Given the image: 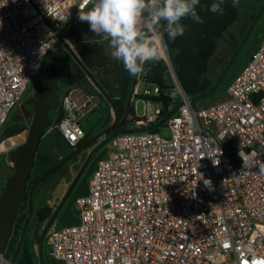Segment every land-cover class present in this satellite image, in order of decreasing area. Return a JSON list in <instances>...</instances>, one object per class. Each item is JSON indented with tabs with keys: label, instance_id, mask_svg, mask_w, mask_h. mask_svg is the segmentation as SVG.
I'll use <instances>...</instances> for the list:
<instances>
[{
	"label": "built area",
	"instance_id": "obj_1",
	"mask_svg": "<svg viewBox=\"0 0 264 264\" xmlns=\"http://www.w3.org/2000/svg\"><path fill=\"white\" fill-rule=\"evenodd\" d=\"M90 5L0 0V130L63 29ZM161 59L172 99L182 97L169 107L170 135L149 129L163 107L146 100L138 130L114 135L97 161L88 195L74 203L78 223L51 225L50 259L39 264H264V38L227 84L226 98L203 107L181 88L164 43ZM76 92L59 96L44 130L70 147L84 136L78 116L95 106Z\"/></svg>",
	"mask_w": 264,
	"mask_h": 264
},
{
	"label": "trees",
	"instance_id": "obj_2",
	"mask_svg": "<svg viewBox=\"0 0 264 264\" xmlns=\"http://www.w3.org/2000/svg\"><path fill=\"white\" fill-rule=\"evenodd\" d=\"M216 2H218V0H200L199 4L196 6V10L198 16L203 21L202 23H198L192 18L187 17L182 19L181 21V23L185 27V31L182 36H178L174 40L170 39L167 33H164L163 36V41L164 44L166 45L170 61L176 73V77L187 97L190 100L191 99L194 100L192 102L194 105L198 99L208 95H212L218 90V87L215 86V82H213L209 76L211 59L213 58L214 54L218 49L219 41L223 39L225 36L233 37V35L230 33V27L239 20V6L237 4L235 7H233V0H224V3L221 5L222 12H212L210 10L211 5ZM88 29H89V24L87 22H81L77 18L74 19L73 21L71 20L69 21L63 32V36L75 48L76 53L81 59V61L87 66V68L91 70V72L93 73V75L100 84L102 83L99 79V74L108 73V71L116 73L117 76H119V78L124 81V84H122L121 86H117V87L115 86L110 90L107 87L101 85L109 94V96L113 99L116 108L118 109L120 115H122L125 110L126 97L132 83L133 75H130L128 71H126L123 63L116 59L113 61V65L111 66V68L109 66H104L102 64V61L106 59L105 58L106 56L103 55V50L101 49L100 45L94 46L95 42L93 38L90 37ZM161 30L163 31V29ZM85 36H87L88 39L86 43L84 42ZM258 37H260V40H254V42L250 43L251 45L247 53L248 61L252 58L254 50L264 38V33L259 35ZM242 44H243V38L241 39L239 45L235 47V49L240 47ZM64 66L66 69V74L61 77V82L63 84L62 93L67 92L70 88L73 87L86 88V89L87 87H91L94 90L95 94H98V92L94 89V87L90 83V80L88 79L84 71L78 66L76 62H74L73 58L67 54L64 60ZM213 86H215L214 89H212ZM101 101H103L105 106L104 108L102 107L100 109L101 114L103 115V119H105V122H110V120L107 119L108 116L106 110L111 111V109L108 103L102 97H101ZM177 105L178 104L174 105V107L176 108ZM171 111L172 109L169 107L163 108L161 111V115L159 116L160 118L158 119L157 122L151 124L149 129L158 131L159 127L166 125V120ZM55 113H58V111L55 110ZM130 113H133L131 107H130ZM10 115L8 116L4 125L10 121ZM136 120L137 119H134V122H136ZM11 122H13L15 126H11V125L10 126L14 130H16V132L22 129L23 122H19L16 116L14 117V119L11 118ZM134 122L132 120L125 121L122 125V129H124L122 131L138 130V128H132V129L130 128L131 124ZM4 125L2 126V128L4 127ZM48 136H51L52 138H56L58 141H60V144L62 146H67L69 148V150L66 153H64L63 156L68 154L71 151V149L75 147V146L70 147L63 140L62 136L57 131H53L52 133H49ZM51 140H48L46 142H50ZM41 141H42L40 143L41 145L39 146L35 157V166L32 169L29 177L27 190L25 193L26 196L33 182L37 180V178L41 176L46 170H48L51 166H53L55 163H57L60 160V159H56L54 161H51V159H49L48 154H46V150L43 151V147L46 146L43 145L45 144L43 138L41 139ZM76 158L77 156H73L64 165L67 166L70 162L74 161ZM64 165L56 169L47 177H45L40 183H38L34 187L32 191V204L35 203L36 201V195L38 194L37 192L38 190H40V187L43 186V184H45L50 178L58 174V172L61 169H63V167H65ZM26 203L27 202H25V206ZM27 211H28L27 208L23 210H19L18 215L15 219L12 236L9 240L6 251L3 254V259L6 262H9L13 256L15 246L17 244L22 226L27 216ZM53 212L54 210L52 206L48 204L41 205L40 207H38L35 216L37 223L39 225H43L44 223H47ZM42 230L40 231L39 239L41 237ZM27 240L28 239L23 237L22 243L20 245L16 257L15 264H39L40 261L39 254H38V261H36L34 258L33 250H31V248L29 247ZM41 253H42V261L49 262L50 258H48L42 250Z\"/></svg>",
	"mask_w": 264,
	"mask_h": 264
},
{
	"label": "water",
	"instance_id": "obj_3",
	"mask_svg": "<svg viewBox=\"0 0 264 264\" xmlns=\"http://www.w3.org/2000/svg\"><path fill=\"white\" fill-rule=\"evenodd\" d=\"M91 6L92 5H90L88 9H90ZM88 32L90 37H92L95 42L94 46H96V43L101 39H98L94 36V33L90 31V27L88 29ZM59 39L66 47L69 56H71L74 62H76L78 66L84 71V73L90 80V83L98 92V94H95L90 98L89 103L96 105L99 103L102 97L108 103L113 113V122L97 134L91 136L81 146L72 148V150L67 155H65L57 163L46 170L41 176L37 178V180L33 182L26 196L25 193L27 190L29 177L32 169L35 166V157L40 146L44 130L49 124V111L56 110L59 105L58 81L60 77L66 74V69L64 66L66 54L54 51L50 58L47 71L44 72L39 78H37L33 83L34 94L28 97L25 101L27 105L31 104L34 109L28 127L26 139L22 144L15 147L14 149H11L8 152V157L13 167V173L8 176L2 190L0 191V258H3V254L5 253L9 240L12 236L14 222L19 210H23L26 207L25 202L28 203V211L17 244L15 246L13 256L9 262H6L7 264H15L20 245L22 243L33 211L32 191L38 183H40L45 177L50 175L56 169L63 166L77 153L85 149L97 137L106 133V131L110 129L118 127L124 121L126 116L129 115L128 108L130 107V100L133 96L144 99L145 101L151 100L153 102V106L160 104L163 108H167L170 104L173 103L171 93H167V90L173 89V84L171 83L169 72L167 71L166 66L162 65L163 62L160 58L157 61L146 62L142 67V71L138 75H133V80L126 97L125 111L122 115H120L113 102V99L97 81L91 70L87 68V66L81 61L77 53L71 49V46L66 43L61 36H59ZM138 78H140V81H138ZM139 82L146 86H152L153 91L154 88L157 87V94H155V96L137 95L135 93V86H137ZM215 86H213L212 89H214ZM189 101L193 102L194 100L189 99ZM127 132H131V130L120 131L117 133ZM108 142L109 138H106L88 153L85 161L83 162L81 168L79 169L72 183L65 192L62 200L47 221L40 237L38 251L40 262H42L41 240L43 239L44 233L47 228L53 223H55L56 228L76 225L78 223V218L73 212L74 203L78 198L88 195L89 178L96 169L97 161L105 156L107 150L105 148L102 150L100 149L104 147V145H106ZM96 153L97 155L93 158Z\"/></svg>",
	"mask_w": 264,
	"mask_h": 264
},
{
	"label": "rangeland",
	"instance_id": "obj_4",
	"mask_svg": "<svg viewBox=\"0 0 264 264\" xmlns=\"http://www.w3.org/2000/svg\"><path fill=\"white\" fill-rule=\"evenodd\" d=\"M238 6H239V20L230 27V33L233 35V37L225 36L223 39L219 41L218 49L214 54L213 58L211 59V63H210L209 76L211 80L215 82L216 86L218 87V90L212 95H208L198 99L195 103V105L197 106L203 107L224 100L226 98L225 90L227 84L235 77V74L237 75L238 71H240L248 61L247 53L251 45L250 43L254 42V40H260L261 36L260 37L258 36L264 33V0H239ZM77 15L78 14H76L71 19V21L77 19L78 18ZM64 30L65 28L61 33V37L66 43L69 44V42L63 36ZM242 38H243V44L237 49H235V47L239 45ZM98 42L102 44L101 45L102 49H104L103 55L106 56L105 57L106 59L102 61V64L112 65V62L115 59L111 55L113 49L110 47L109 41L101 39V41L99 40ZM69 45L71 46V49L76 52L75 48L71 44ZM108 48L111 49L108 50ZM54 51L62 52L69 55L66 50V47L64 46V44L61 42L60 39H58ZM138 81H140V78H138ZM58 85H59L58 94L60 96L63 91V84L61 82V77L59 78ZM135 87H136L135 93L139 96L154 95L152 86H146L139 82ZM87 90L89 91V93L91 92L93 93L91 87H88ZM33 92H34L33 86H31L28 89L25 97L31 96ZM172 92L173 89L167 90V93L169 94ZM144 102H145L144 99H140L135 96L131 98L130 106L133 109V113H129L127 120L129 121L132 120L134 122L135 118H138L142 115ZM181 102H182V97L180 94H177L173 98V104L176 105ZM101 104H103V102H101ZM23 105H27V104L23 101L20 107H17L12 111V114L10 115V121L4 125V127L0 132V164H1L0 191L2 190L4 186V182L6 181L8 176L13 173V169H12L13 167L8 157V152L25 141L28 132V127L34 112V110L31 112L27 120L19 121V122H23L22 123L23 127L21 130H18L16 132V130H14L11 127V126H15L14 123L11 122V118L14 119V117L16 116V118L18 119L21 116L22 112L24 113L25 111L24 109L27 106L23 107ZM171 105L172 104H170L168 107H170ZM100 106L95 108L93 111L92 110L87 111L84 114H80L78 116L80 120V124L82 125L83 128L87 130V132H91L93 128L95 131L101 129L102 127L106 126V124L109 123V122H105V119H103V115L101 114V110H100L102 107ZM157 106H160V104H157ZM48 115L49 118L52 119L55 115V110H50ZM130 128L131 129L136 128L134 123L131 124ZM158 131L160 135L163 137H168L170 135L166 125L159 127ZM48 135L49 134L43 133L42 136L43 141L45 142V144L43 145H46L45 147H43V151L46 150V154H48L49 159H51V161H54L56 159H61L64 153H66L69 150V148L67 146H62L60 144V141ZM48 140L51 141L46 142ZM104 148L106 150H109L110 142L104 145V147H102L100 150ZM83 156L80 155L77 156L76 160L70 162L67 166L63 167V169H61L58 172V174H56L55 176L50 178L45 184H43V186H41L40 190H38L37 192L38 194L36 195V201L35 203H33L32 215L27 226L28 228L26 229L24 235V237L28 239L27 240L28 245L31 248V250H33L34 258L36 261H38V251H39V243H40L39 234L40 231L43 229V225H39L36 221L35 218L36 210L41 205H45V204L52 206L53 210L55 209L57 204L60 202L62 196L66 192L68 185L72 181L74 175H76V172L78 171V165L84 159ZM27 206L28 204L26 203L25 208H27ZM76 211L77 209L76 206L74 205L73 212L75 213ZM41 250L46 255H48L52 251L51 246L46 242V237L43 238V240L41 241ZM0 264H7V263L3 258H0Z\"/></svg>",
	"mask_w": 264,
	"mask_h": 264
},
{
	"label": "clouds",
	"instance_id": "obj_5",
	"mask_svg": "<svg viewBox=\"0 0 264 264\" xmlns=\"http://www.w3.org/2000/svg\"><path fill=\"white\" fill-rule=\"evenodd\" d=\"M89 2L92 6L87 11L79 7L78 19L89 24L95 37L109 41L112 57L121 61L130 75H138L146 62L161 58L164 33L172 40L184 34L182 19L190 17L203 22L196 10L200 0ZM223 3L224 0H218L210 10L222 12ZM237 4L238 0H233V7ZM87 40L85 36L84 42Z\"/></svg>",
	"mask_w": 264,
	"mask_h": 264
},
{
	"label": "flooded vegetation",
	"instance_id": "obj_6",
	"mask_svg": "<svg viewBox=\"0 0 264 264\" xmlns=\"http://www.w3.org/2000/svg\"><path fill=\"white\" fill-rule=\"evenodd\" d=\"M162 65H164V64H162ZM46 67V68H45ZM47 69H48V65L47 66H44V68H43V71L41 72V74H40V76L44 73V72H46L47 71ZM39 76V77H40ZM38 77V78H39ZM33 94H34V92H33ZM32 94V95H33ZM31 95V96H32ZM28 97H30V96H28ZM27 96L23 99V101L25 102L26 101V99L28 98ZM22 101V102H23ZM22 102L20 103V105L18 106V107H20L21 106V104H22ZM25 106H27L24 110V113L22 112V114H21V116L18 118V121H20V120H27L28 119V117L30 116V114H31V112L33 111V106L31 105V104H29V105H23V107H25ZM131 107V106H130ZM130 107L128 108V113H130ZM125 111V110H124ZM127 117H128V115L126 116V118L124 119V121L118 126V127H115V128H113V129H110V130H108V131H106V133H104V134H102V135H100L99 137H97L95 140H93L92 141V143L91 144H89L85 149H83L82 151H80L79 153H77L75 156H83L84 157V159L82 160V162L81 163H79V165H78V171H79V169L81 168V166H82V164H83V162L85 161V159H86V157H87V155H88V153L95 147V146H97L98 144H100L103 140H105L106 138H109V142L111 141V139L113 138V136L117 133V132H120V131H122V130H124V129H122V125H123V123L125 122V121H127ZM109 125V124H108ZM108 125H106V126H104V127H102L101 129H98V130H96V131H94V132H91V133H88L87 132V130L85 129L84 130V136H83V138L75 145V147L74 148H77V147H79V146H81L84 142H86L91 136H93V135H95V134H97L98 132H100L101 130H103L104 128H106ZM42 142V141H41ZM72 150V149H71ZM84 153H86V154H84ZM67 155V154H66ZM97 155V153L93 156V158L95 157ZM64 157V156H63ZM62 157V158H63ZM92 158V159H93ZM91 159V160H92ZM76 160V159H75ZM91 160H90V162H91ZM89 162V163H90ZM89 165V164H88ZM65 166V165H64ZM1 167V166H0ZM87 168V167H86ZM77 171V172H78ZM85 171V170H84ZM77 172H76V174H77ZM76 175H74V177H75ZM74 177H73V179H74ZM73 179H72V181H73ZM72 181L70 182V184L72 183ZM70 184L68 185V187L70 186ZM68 189V188H67ZM67 191V190H66ZM65 194V193H64ZM64 196V195H63ZM63 196H62V198H63ZM62 198H61V200H62ZM68 198H69V196H68ZM60 200V201H61ZM60 203V202H59ZM58 203V204H59ZM58 204H57V206H58ZM56 206V207H57ZM55 207V208H56ZM55 210V209H54ZM45 225H46V223H44L43 224V229H44V227H45ZM50 227L51 226H49L48 228H47V230L45 231V233H44V236H43V238H45L46 236H47V234H48V231H49V229H50Z\"/></svg>",
	"mask_w": 264,
	"mask_h": 264
},
{
	"label": "crops",
	"instance_id": "obj_7",
	"mask_svg": "<svg viewBox=\"0 0 264 264\" xmlns=\"http://www.w3.org/2000/svg\"><path fill=\"white\" fill-rule=\"evenodd\" d=\"M101 41V40H100ZM70 44V43H69ZM97 45H100V47H101V49H102V44H100L99 42H97L96 43V46ZM105 49H106V47H105ZM111 49V48H110ZM109 48H108V50H110ZM102 50H104V49H102ZM104 66H109L110 68H111V66L113 65V62H112V65H109V64H103ZM101 76V77H100ZM99 79H100V81H101V85L102 86H104V87H107L109 90L110 89H112L113 87H117V86H121L122 84H124V81L122 80V79H120L119 78V76H117V74L116 73H114V72H109L108 71V73H100L99 74ZM133 80V79H132ZM73 88H76L77 89V92H76V94H75V98L79 101V102H82V101H84V100H89L91 97H93L94 95H95V92H94V90H93V93L91 92V93H89V91L87 90V89H84V88H79V87H73ZM88 88V87H87ZM85 92H86V94H85ZM101 102H103V101H99V103L98 104H96L94 107H93V109H90L89 111H91V110H94L96 107H97V105L98 106H100L101 105V107H105L104 106V103L103 104H101ZM207 106V105H206ZM107 111V119L108 120H110V122L108 123L109 125L113 122V118H112V116H113V113H112V111H108V110H106ZM108 124H106V125H108ZM84 130H85V128H84ZM95 130H94V128L92 129V131L91 132H94ZM107 152H108V150H107Z\"/></svg>",
	"mask_w": 264,
	"mask_h": 264
}]
</instances>
